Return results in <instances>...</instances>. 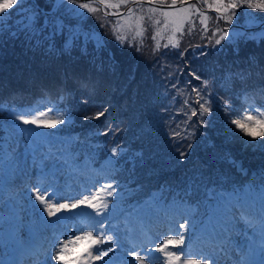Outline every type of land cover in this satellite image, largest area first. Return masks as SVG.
<instances>
[{"label": "trees", "instance_id": "16d2710c", "mask_svg": "<svg viewBox=\"0 0 264 264\" xmlns=\"http://www.w3.org/2000/svg\"><path fill=\"white\" fill-rule=\"evenodd\" d=\"M144 1L146 3H141L144 7H157L164 11L172 9L147 2L155 1L159 3V0ZM181 1L184 0H176V3ZM214 2V0H207V3ZM229 2L230 0H224L225 4ZM252 2L262 3L264 0H252ZM81 3H90L94 7H100L96 3L77 0V4ZM164 4H172V0H165ZM188 5L200 7L210 17L207 35L199 31L201 27L199 18L193 15L192 19L196 22V29L193 33L188 34L189 25L187 23L184 25L182 37L179 32L176 33L175 38L180 41V47L175 49L161 47L160 52L155 54L152 50L137 52L134 47H129L128 44H125L123 49L118 47L110 24L103 19V11H98L101 15L100 20H97L92 13H88L85 17L86 20L85 18L75 20L76 17L68 11L69 6L66 4L62 5L64 8L58 12L73 24L79 25L86 22L92 25L96 23L100 27V33L104 35V38H107L105 44L114 47V51L104 47L97 48L93 41L87 43L86 47H82L83 39L75 42L69 50H65V36L63 34L53 36L51 39H40L37 36L28 34L25 30L12 32L13 25L18 27V23H15V21L20 15L12 8L9 19L0 24V91L3 89L13 90L14 88L9 89L5 85L19 87L20 81L26 82L28 77L35 78L36 82H41L42 85L43 82L39 79V73L52 85L57 86L56 82L52 81V77L55 73L61 74L62 69L67 70L70 78L79 81L90 80L94 75L100 80L99 82L105 90L99 98H103L104 101L110 103L112 96L115 94L126 111L128 109L135 110L136 114H141L132 122V125H134L137 121L142 120V115L153 114L157 112V109H161L168 99L178 98L195 104L190 89L192 81H200L202 84L203 80H208L209 87L205 88L203 86L204 89L217 92L221 86L219 74L225 71L221 75H225L226 78L224 79H226L227 86L236 92L243 84L251 81L259 82L264 79V35L261 37V32L264 33V27L261 26L264 25V9L248 8L244 5L229 10L227 15H231L232 11L235 12L229 23L224 22L222 19L216 21V12L212 11L214 9H207L204 0H191L183 6L187 7ZM50 6L48 0H37L36 5H33L39 13L42 12V8L46 9ZM180 7L175 6V8ZM81 11L86 10L81 9ZM236 18H238L237 23L234 22ZM116 19L115 16L111 15L107 17L109 22H115ZM216 23L228 33H231L235 27H239L237 30L242 31L244 37L236 42V46L231 44L232 38L229 37L228 40L225 39L227 40L226 43L229 44L217 47L214 41L218 39L220 33H215ZM7 24L11 26L6 27ZM152 34L153 29L144 41V45L152 43ZM200 39L202 40L200 41ZM199 44H204V47L197 48L196 46H199ZM133 69L135 70L134 73ZM34 70L38 71L37 74L34 73ZM193 72L200 76L201 80H196L192 76ZM238 73L243 74L244 79H241L237 75ZM133 75L134 78L130 79L129 77ZM173 85H176V87L174 88ZM128 100L129 102H127ZM259 101H262V98ZM97 109L98 106L89 112L81 111L78 119L83 122L84 117L96 114ZM200 119L201 117L198 115V124L195 125V128L204 131L205 139L210 140V145L206 144L207 151L204 155L211 160L216 159L217 156V161L220 164H224L227 158H223L224 150L217 148L216 142H221L227 147L232 145L242 146L243 140L249 138L244 136L243 133L236 135L222 133L219 131L217 123L205 119V124H200ZM73 121L77 120L74 119ZM259 130V128L256 129V131ZM260 140H264V137L258 136L255 138L256 142L250 144H258ZM259 147L257 152L262 151L264 153V146L259 144ZM210 149H212L211 152ZM232 157V159L235 158ZM258 157H262V155Z\"/></svg>", "mask_w": 264, "mask_h": 264}, {"label": "snow or ice", "instance_id": "6c2138e0", "mask_svg": "<svg viewBox=\"0 0 264 264\" xmlns=\"http://www.w3.org/2000/svg\"><path fill=\"white\" fill-rule=\"evenodd\" d=\"M129 0H119L118 3H111L110 0H100V7H94L90 3H81L77 4V0H56V7L59 8L62 5H68V11L71 12L78 20L84 19L88 13L96 14L98 11H103V19L105 22L109 23L112 29V33L117 41L118 47L123 49L127 43L129 47H135L137 52L141 51L144 46V37L146 28L143 27L142 22L145 17L143 15L137 16L134 23H131L132 17L134 15L132 8L128 9L127 14L121 13L118 10L121 5H127ZM24 0H0V24H2L6 19V14L11 15L7 12L8 9H12L14 6L23 5ZM159 3L163 5L165 0H159ZM207 9H214L219 15L216 16V21L221 19L231 22V16L235 15V12L232 11L231 15H227L229 10H234L239 7L246 5L248 8H260L264 9V2L262 3H253L252 0H230L229 3L225 4L224 0H215L214 3H207V0H204ZM176 0H172V4L169 5V8H172V11H164L161 8L157 7H148L145 15H147L148 23L154 28V34L151 39L154 41L153 54L160 52L161 44L159 42L161 29L156 27L160 24L159 19H155V16L158 14L160 17L164 18V29H168L169 24L172 25L171 31L172 35L168 39V43L164 44V48H179L180 41L177 40L176 33H180L181 37L184 34V25L187 23L189 25L188 34L191 35L196 29V22L192 19L193 15L199 18V23L201 25L199 31L204 35L208 33V21L210 17L206 14L205 10H202L196 5H188L187 7L182 6L180 8H175ZM137 7L140 8L141 12H144V8L141 4H137ZM116 9L117 11L109 12L108 9ZM84 9L86 11H81ZM115 16L116 22L112 24L107 21L108 16ZM28 23L25 27L30 28L32 22L34 21V16H29ZM97 20H100V16H96ZM121 20L124 23H121ZM104 26L103 24L101 25ZM63 29V25L59 22L57 23L56 30ZM215 33H220L219 39H215V44L219 45L221 40H224L229 34L226 30H222L219 27V24L215 25ZM84 34L82 30L80 32H73V39L77 38L78 35ZM86 40H92L95 42L97 48L103 47L101 39L94 33L89 32L84 34ZM138 41V45L137 42ZM211 42V41H210ZM72 47V42L68 41L65 44V50H69ZM166 54V53H165ZM133 69V73H134ZM241 79H244V75L241 73L237 74ZM192 76L196 80H201V77L196 75L195 72L192 73ZM130 79L134 78L133 76L129 77ZM202 84L205 88L209 87V81L203 80ZM175 88L176 85H173ZM196 92V95L204 100L203 104H200V100H197V103L200 107L199 115L201 119L199 120L200 124H205L204 117H207L212 112L211 102L204 96H201L199 90H193ZM244 101L248 102L247 94H244ZM62 100L63 97H60ZM49 103H51L49 101ZM187 103V101H185ZM0 110H3V106H0ZM55 110L57 119H41V117H46L48 113L40 112L39 117L33 115V110H28L16 118L20 121H23L24 124L35 125L37 127H48L55 128L57 125H62L68 122L71 119L70 113L60 112L59 107L53 105L52 108H49V112ZM249 110L256 113L255 116L250 115L249 111H243L239 118L232 119L231 124L235 125V129H238L240 133H243L244 136L252 137L250 141H245V143H254L256 137H264V119L259 117H264V111H261L260 108H256L254 105L249 104ZM15 111V110H13ZM108 111L107 108H103L100 112L92 116H86V120H97L101 116L105 115ZM225 112L234 111L231 106L225 102L224 107ZM192 116L197 115L196 109H193L191 112ZM259 127V131H256V128ZM22 131L31 132L32 129H22ZM191 134H189L190 136ZM173 136L179 137L183 140L185 137L181 132H174ZM260 146H264V140L258 142ZM118 147L112 149V154L115 156L118 152ZM191 147V144L188 145ZM181 157L185 155L184 152L179 153ZM50 185H46L43 181L38 180L37 186L31 191L34 194L35 202H38V206L42 213H46L47 217H55L56 223H61L63 221L71 220L74 217H83L78 221L79 227L76 231L82 232L80 235H76L75 232L69 234L67 240H58V248H55L54 260L56 264H90L92 261L102 260L104 257H107L109 253L114 251L115 244L119 241L113 235L108 234V230L105 229L103 224L104 213L107 211L109 204L104 201L100 196L99 192L107 191V195L111 196L115 191L113 184H107L102 186L96 193H93L91 196H84L80 199H75L73 197H64L61 196L57 191L51 189ZM262 196H264V189H262ZM51 197V199H49ZM63 201V202H60ZM93 209V212H87L86 209ZM80 209L81 211H76ZM59 214V215H58ZM245 220V223L249 221ZM84 228H90L91 231H84ZM189 224L186 221L185 224H177V227L173 231L174 235H169L168 238L163 239L160 243V246L155 249V252L162 253V256H157L153 254L152 250L144 249L145 255H139L136 251L132 252L134 260L130 261L129 264H156L157 261H160V264H212L215 260V254L208 253H193L190 248L184 247L186 235L189 234ZM183 229V231H181ZM114 231V229H112ZM191 231L194 232V226H192ZM96 233L95 235L93 233ZM261 234L264 236V220L261 221ZM264 243V240H262ZM103 245V247H99ZM106 249V250H105ZM93 250L98 252V255L93 254ZM198 256L199 259L193 258ZM183 257V259H182ZM107 264H112L111 260L107 261Z\"/></svg>", "mask_w": 264, "mask_h": 264}, {"label": "rangeland", "instance_id": "374dc122", "mask_svg": "<svg viewBox=\"0 0 264 264\" xmlns=\"http://www.w3.org/2000/svg\"><path fill=\"white\" fill-rule=\"evenodd\" d=\"M29 1H31L32 3H30ZM138 0H129L127 7L132 8L133 10V17L132 20L130 21L131 23H134L137 16H141L143 15L145 17L144 21L142 22L143 27L146 28V32H145V37H144V41L149 37L150 35V31L151 29H153V34H154V28L148 23V19H147V15H145L146 10L148 7H144V12H141L140 8L137 7V4L140 3H136ZM215 1V0H214ZM37 0H24L23 5H17L14 6L13 9L15 10V12L17 14H20L18 19L15 21V23H18V27L17 25H13V30L12 32H16L18 30H25L28 34L33 35V36H37L40 39H47V38H52L53 36H60L61 34H63L65 36V44L68 41L72 42V45L83 39L84 42L81 43L82 47H86L87 43L89 44L92 40H86L85 35L86 33L89 32H94L102 41L103 45L106 43L107 38H104V35L102 33H100V27L97 26V24H92L89 25L86 22H82L81 24H73L71 22H69L67 19L63 18L61 16V14H59L58 11H61L64 7L61 6L59 8L56 7V0H49L48 3H50V7H46V9L42 8V12H37L36 9L33 7V5H36ZM111 3H118L119 0H110ZM92 3H96V2H92ZM98 4V3H96ZM134 4V5H132ZM100 6V4H98ZM132 5V6H131ZM125 5H122L120 7V9L118 10L119 12L123 11L124 14H127L128 9L126 10V8H124ZM173 9H170L168 11H172ZM12 9H8L7 12L11 13ZM117 10H113L110 9L109 12H114ZM94 17L96 16H100V13L97 12L95 15L92 14ZM11 15H7L6 14V19H9ZM29 16H34V21L32 22V25L30 28L25 27V25L28 23V17ZM75 20H78L77 18H74ZM155 19H159L160 20V24L157 25L156 27H158L159 29H161V33H160V38H159V42L161 44V47H163L164 44L168 43V39L169 37L172 35V25L169 24L168 29H164V18L160 17L158 14L155 16ZM86 20V18H85ZM238 18H236L234 20L235 23H237ZM60 23L63 25V29L61 30H56V26L57 23ZM116 22V21H115ZM114 21H111L112 24L115 23ZM80 23V22H78ZM121 23H124L123 20H121ZM6 27H10L11 25H5ZM262 27H264V25H261ZM1 27V25H0ZM239 27H235L234 30H232L231 33H228L229 35L227 37H225V39L228 40V38H232L231 39V44L233 45H237V41L242 39V37H244V35L242 34V31L240 32ZM82 30V33L84 34H80L77 36V38L73 39V32L77 31L80 32ZM263 32V31H262ZM261 32V37L264 35V33ZM113 34V33H112ZM152 34V35H153ZM151 35V37H152ZM219 39V37H218ZM221 40L220 44L217 45V47H223L225 44H229L226 43L227 40ZM202 39H200L201 41ZM94 42V41H93ZM151 44L148 45H144L143 48L141 49V52L143 51H147V50H152L153 46H154V41H151ZM115 43L117 44V41L115 39ZM138 45V41L136 42ZM205 44V43H204ZM204 44H199V46H196L197 48H203ZM127 45V43H126ZM118 46V45H117ZM148 46V47H147ZM105 49H112V51H114V47H111L110 45L105 44L103 46ZM135 50V47H134ZM87 75V73H86ZM225 78V77H224ZM86 80V79H84ZM224 82L226 83V79H223ZM191 85V93H192V97L193 100L196 102L195 104L188 102V100H179L178 98H173V99H168L166 100V102L164 103V105L161 107V109H157V112L151 114H145L142 115V120L141 122L143 123L142 126L143 128L147 131V137L143 139L142 142L139 141V135L136 136V133H134V137H136V142L137 145L140 144H145V142L151 138H162L164 140L163 142V146L157 148V149H147L145 150V153L153 158H157L158 161L156 160L155 164L151 166V168H153L156 171L159 170H168L171 171L173 169H177L181 166H190V165H194V164H199L198 167H194L189 171V174L192 177L196 178V182H198L199 184H201V181H208L211 183L215 182V176L218 173V171L221 170L223 172H229L231 173L230 177L235 178L238 181H245L246 179H249V177L246 175L247 172H251L255 175V177L252 180H261V177L264 176V153L261 152H257V149L260 148L259 147V143L258 144H250V143H245V141H250L252 140V137L246 138L243 140L242 142V146L240 145H232V146H225L223 144H221V142H216V147L217 148H221L222 150H224L223 153V158H227L224 164H220L216 156V159H209L208 157H206L204 155V153L207 151V145H210V140H206L205 139V132L204 131H200L197 130L195 128V125L198 124V115H199V104L197 103L198 100V96L196 95V92L193 91L195 90H199L201 93V96L206 97L210 102H211V106H212V112L207 116L204 117V119H210L212 122L217 123V126H219V131H221L222 133H228L231 135H236V134H242L239 132L238 129H235V125L229 123V117H228V113H227V117H228V122L225 120L224 122V109L222 108L220 99L214 95H212L213 93L210 91H206L203 87V85L200 83V81H195L193 82ZM210 92V94H208ZM115 95V94H114ZM112 96V99L110 101V103H108L107 101L102 103V104H98V109L97 111L100 112L103 108H107L108 111L105 113V115L101 116L99 119H104L108 125L117 123L118 124V128H122L123 131L125 130V132L129 131L130 133H132L134 130H137L135 128L134 125H132V122L134 120L137 119V116H141V114H136L135 110H129L128 111H116L115 109L112 110V101H118L119 99H117L116 95ZM179 101H180V105H179ZM185 101H187V103H185ZM204 100H200V104H203ZM73 105L76 106V103L73 102ZM231 106V105H230ZM49 108H52V106L50 104L45 105L42 108L41 112H45L48 113V115L46 117H41V119H50V120H54L57 119V115L55 110H53L52 112H49ZM84 109V105H80L79 103H77V109H78V113H81V109ZM91 110L95 108V106L91 105ZM233 109V107H231ZM193 109H196L197 111V115L196 116H192L191 112ZM199 109V110H198ZM247 110L249 111L250 115L255 116L256 113L254 111H250L249 107H247ZM39 113L40 111H38L37 113L33 114L39 117ZM114 117V118H113ZM121 117H123V119H121ZM113 118V119H112ZM130 118V119H127ZM260 118V117H259ZM262 119V118H260ZM98 120V119H97ZM162 121V125L159 124ZM83 122H86L87 124H90V120H86L84 119ZM112 124V127H113ZM160 125V128H159ZM73 126V125H72ZM63 127V126H62ZM168 127H173L175 128V132H181L182 135L185 137L183 140H181L179 137H175L173 136V133L171 135L169 134H164L166 129ZM76 130H79L78 132H82L83 125L78 123L75 127ZM202 130V128H201ZM189 134H191L189 136ZM37 134L31 135L30 132H26L24 134V140L25 142L27 141H32L37 139ZM206 141V143H205ZM191 144V147L189 148L188 145ZM207 144V145H206ZM249 144V145H248ZM146 148V146H145ZM202 150V151H201ZM212 149H210L211 152ZM214 151V149H213ZM180 152H184L185 155L183 157L180 156ZM232 154V156H234L235 158L232 159L233 157L230 156ZM249 158H248V156ZM262 155V157H258ZM59 157L57 156L54 161L55 164L57 165V163L59 162ZM211 165H219L220 167H218V171L217 173L212 177V179H205V174L207 173V168L206 166H208V164ZM241 165L242 168L239 166ZM239 166V167H238ZM245 166H250L251 168H246V170L244 169ZM182 169V168H181ZM244 170V171H243ZM201 180V181H200ZM103 181H105L104 179L101 180V182L99 183L98 187L88 193H82L80 196H91L93 193H96L100 188H102V183ZM104 191L99 192V194L103 193ZM79 196V197H80ZM77 197V198H79ZM77 211V210H76ZM78 218V217H77ZM78 219L77 221L72 225L70 233L75 232L76 235H80L82 234V232L76 231V229L78 228L77 225ZM187 222L189 223V219L187 220ZM8 225V221L5 223ZM84 231H91V230H87L86 228L83 229ZM182 231V230H181ZM79 233V234H78ZM175 233H171L169 235H174ZM167 235V238L168 236ZM20 238H25L24 234H19V239ZM7 246H5L4 248L6 249ZM59 245L55 246V248H58ZM55 248L52 250V252L49 254V258L48 260L45 262V264H56L55 260H54V254H55ZM237 255H240L238 249H236L235 252ZM156 264H160V261H157Z\"/></svg>", "mask_w": 264, "mask_h": 264}, {"label": "water", "instance_id": "95a60500", "mask_svg": "<svg viewBox=\"0 0 264 264\" xmlns=\"http://www.w3.org/2000/svg\"><path fill=\"white\" fill-rule=\"evenodd\" d=\"M85 1H88V2H96V3H98V4H100V0H85ZM191 0H184V1H181V2H178V3H176V5L175 6H182V4L183 5H185V4H187V3H189ZM146 3V1H144V0H138L136 3ZM147 2H149V3H151V4H154V5H156V6H159V7H168L169 5H171V4H163V5H161L160 3H158V2H155V1H147ZM132 5H134V4H132ZM131 5V6H132ZM130 7V6H129ZM129 7H127L126 8V10L129 8ZM207 10V9H206ZM214 12H215V10H213ZM121 13H123V11H121ZM218 14V13H217ZM223 20V19H222ZM223 21H225V20H223Z\"/></svg>", "mask_w": 264, "mask_h": 264}, {"label": "bare ground", "instance_id": "6f19581e", "mask_svg": "<svg viewBox=\"0 0 264 264\" xmlns=\"http://www.w3.org/2000/svg\"><path fill=\"white\" fill-rule=\"evenodd\" d=\"M216 172V169H212L207 173V177H212V175Z\"/></svg>", "mask_w": 264, "mask_h": 264}]
</instances>
